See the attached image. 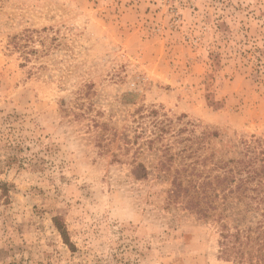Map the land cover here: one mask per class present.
Here are the masks:
<instances>
[{
    "label": "rangeland",
    "instance_id": "1",
    "mask_svg": "<svg viewBox=\"0 0 264 264\" xmlns=\"http://www.w3.org/2000/svg\"><path fill=\"white\" fill-rule=\"evenodd\" d=\"M262 152L264 0H0V264H237Z\"/></svg>",
    "mask_w": 264,
    "mask_h": 264
},
{
    "label": "trees",
    "instance_id": "2",
    "mask_svg": "<svg viewBox=\"0 0 264 264\" xmlns=\"http://www.w3.org/2000/svg\"><path fill=\"white\" fill-rule=\"evenodd\" d=\"M261 155H264V152H262ZM261 161L264 162V158ZM238 165L239 167H236L237 173L234 172V169L225 172L223 178L221 179V185L230 186L237 182L236 191L241 192L242 188L245 187L241 198L249 199L250 204L254 202L257 203V207L255 209H260L264 205V194L263 196H250L246 193L248 192V185L251 184L257 176L262 175L259 171L264 173V165L262 166V169L250 168L249 164L245 161H239ZM174 184L175 190L181 186L180 181H175ZM259 184H262V182H259ZM262 216L264 217V213ZM253 233L254 232L251 230V228L248 230L239 228L236 229V232L233 234H230V232L222 233V239L220 242L221 256L227 259H233L237 264H264V227H259V230L256 232L258 234L257 238L253 239L254 241H252ZM243 238L247 240L248 244H243ZM249 244H253L252 250H255L256 247L257 257L255 258V261L253 259V255L250 260L246 259V253L244 250Z\"/></svg>",
    "mask_w": 264,
    "mask_h": 264
}]
</instances>
